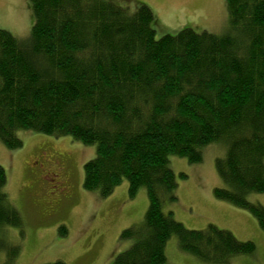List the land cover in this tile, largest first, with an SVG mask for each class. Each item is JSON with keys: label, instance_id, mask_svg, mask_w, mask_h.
Listing matches in <instances>:
<instances>
[{"label": "trees", "instance_id": "trees-1", "mask_svg": "<svg viewBox=\"0 0 264 264\" xmlns=\"http://www.w3.org/2000/svg\"><path fill=\"white\" fill-rule=\"evenodd\" d=\"M29 1L26 40L0 28L2 144L22 147L18 131L68 137L95 147L83 167L86 191L107 197L123 180L129 198L145 189L143 222L120 234L133 243L108 264H168L172 236L204 262L253 255L254 243L214 225L186 229L163 205L176 199L169 157L200 163L203 148L219 142L225 154L215 168L225 187L214 196L248 211L264 232V207L248 200L264 193V0H225V34L184 28L158 39L145 4L130 11L111 0ZM6 182L0 166V252L12 259L6 232L22 219Z\"/></svg>", "mask_w": 264, "mask_h": 264}, {"label": "rangeland", "instance_id": "rangeland-1", "mask_svg": "<svg viewBox=\"0 0 264 264\" xmlns=\"http://www.w3.org/2000/svg\"><path fill=\"white\" fill-rule=\"evenodd\" d=\"M111 1L130 11L138 4L147 5L156 19L157 39L184 28L215 35L230 28L225 0ZM33 22L29 0H0V28L23 41ZM17 136L22 142L18 149L10 150L0 141V166L7 176L4 192L22 225L7 229L9 243L17 252L12 259L0 252V264H108L127 250L133 240L120 239V234L143 222L148 208L145 189L129 198L128 182L123 180L107 197L86 191L83 167L95 156L94 146L30 131H18ZM224 154L225 146L218 142L203 148L200 163L170 156L176 199L165 202L163 210L186 229L214 225L239 241L254 243L253 255L233 257L227 264H264V232L256 220L248 211L214 196L216 188L225 187L215 168L216 159ZM248 200L264 207V193L250 194ZM61 227H65L64 235ZM165 255L168 264H215L182 251L176 236L167 241Z\"/></svg>", "mask_w": 264, "mask_h": 264}]
</instances>
